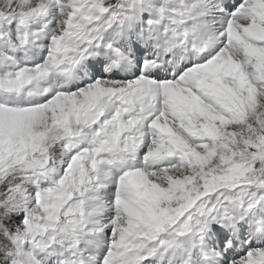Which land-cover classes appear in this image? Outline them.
Returning a JSON list of instances; mask_svg holds the SVG:
<instances>
[{
  "label": "snow or ice",
  "instance_id": "obj_1",
  "mask_svg": "<svg viewBox=\"0 0 264 264\" xmlns=\"http://www.w3.org/2000/svg\"><path fill=\"white\" fill-rule=\"evenodd\" d=\"M0 264H264V0H0Z\"/></svg>",
  "mask_w": 264,
  "mask_h": 264
}]
</instances>
